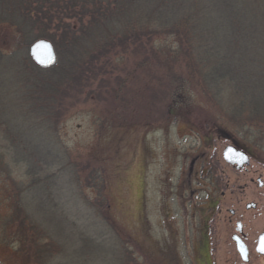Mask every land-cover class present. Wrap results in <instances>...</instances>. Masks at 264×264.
Returning <instances> with one entry per match:
<instances>
[{"label": "rangeland", "instance_id": "374dc122", "mask_svg": "<svg viewBox=\"0 0 264 264\" xmlns=\"http://www.w3.org/2000/svg\"><path fill=\"white\" fill-rule=\"evenodd\" d=\"M1 31L6 38L16 35L10 26H3ZM27 52L29 48L23 51L24 55ZM4 77L11 79V72ZM13 93L18 98L16 88ZM14 99L17 100L6 97L3 110L6 108L7 112L1 114L4 120L12 116L13 121L5 129L0 128L3 264L44 262L39 250L28 247L34 245L26 238V229L30 228L24 219L27 215L28 221L45 230V246L58 242L65 247L63 254L54 252L45 264H131L127 252L136 264H214L217 228L223 238L235 229L236 222H229L230 209L238 212L234 220L241 219L248 234L252 251L249 264H264V258L254 249L258 234L264 232V188L258 182L259 178L264 179V150L227 127L206 128V123L218 120L210 109L205 115L193 113L199 118L193 124L186 112L177 111L170 118L162 116L159 122L145 121L150 116L140 115L137 124L121 127L118 119L107 114L106 105L89 102L69 111L55 133L49 127L44 130L47 125L39 127L42 123L34 120L37 115L29 114L31 119L22 121L27 116L25 105L18 107ZM196 103L209 108L200 95L196 96ZM103 116L108 122L105 128L96 125ZM10 136H14L16 143ZM231 144L251 155V163L243 169L236 170L223 158V151ZM36 148L53 151L45 163L50 168L48 175L56 167L54 157L58 154L65 165L56 176L49 177L47 185L52 190L42 183L46 175L37 170V165L35 178H30L29 165L25 164L28 161L12 160L15 150L27 153ZM86 165L97 167L104 181V205L89 185L90 180L84 181L83 175L78 178L76 174V169L83 170ZM87 172L82 174L87 177ZM217 200L221 203L218 227L211 219ZM92 202L99 206L101 216L108 211L119 226L114 228L120 238L97 215L98 207ZM250 203H256V208L247 210ZM232 255L230 264L240 262Z\"/></svg>", "mask_w": 264, "mask_h": 264}, {"label": "trees", "instance_id": "16d2710c", "mask_svg": "<svg viewBox=\"0 0 264 264\" xmlns=\"http://www.w3.org/2000/svg\"><path fill=\"white\" fill-rule=\"evenodd\" d=\"M3 26L15 29L16 35L3 36ZM39 39L50 40L58 54L50 68H41L23 53ZM8 72L11 79L4 77ZM12 88L19 91L18 98ZM197 95L209 108L196 103ZM6 97L16 98L18 107L25 105L22 121L37 115L39 127L47 125L44 130L55 133L69 111L89 102L106 105L121 127L137 124L140 115L159 122L177 111L186 112L193 124L199 120L193 113L205 115L210 109L218 120L206 128L227 127L264 150V0H0L2 129L13 121L1 115L7 112ZM107 123L103 116L96 125L105 128ZM52 152L17 149L12 160L28 161L30 178H35L37 165L46 175L42 183L52 190L49 179L65 167L55 154L56 167L48 175L45 163ZM85 167L76 174L90 180L104 205L99 170ZM97 207V215L116 231L119 226L108 211L101 216ZM24 219L30 227L26 238L34 245L28 247L39 250L43 264L54 252L63 254L64 245L45 246L42 226L28 221L29 215Z\"/></svg>", "mask_w": 264, "mask_h": 264}, {"label": "water", "instance_id": "95a60500", "mask_svg": "<svg viewBox=\"0 0 264 264\" xmlns=\"http://www.w3.org/2000/svg\"><path fill=\"white\" fill-rule=\"evenodd\" d=\"M29 55L35 64L41 68H50L58 61L56 49L53 43L48 39H39L32 43L29 47ZM223 158L227 163L235 166L237 169H241L251 163L250 155L243 149L238 148L236 145H228L223 151ZM255 206L256 205L254 203H251L248 205V208ZM242 229V223L239 222L237 230L242 232ZM234 240L236 242L237 250L242 258L241 264H246L250 259L248 246L238 235L234 236ZM262 249H264V233L259 236L257 244L258 253L264 255V251H262Z\"/></svg>", "mask_w": 264, "mask_h": 264}, {"label": "flooded vegetation", "instance_id": "af4514ba", "mask_svg": "<svg viewBox=\"0 0 264 264\" xmlns=\"http://www.w3.org/2000/svg\"><path fill=\"white\" fill-rule=\"evenodd\" d=\"M258 182H259V187L260 188H264V179L262 177L258 179ZM220 206H221L220 200H217L215 202V206H213V207H215L214 208V213L211 215V219H214V222H216V227H218L219 223L221 222L220 218H218ZM256 206H255V208H256ZM255 208H250V209H247V210H251V209H255ZM237 213L238 212H236V210H234V209H230L229 210V214H230L229 222H230L231 225H233L234 221L236 222L235 223V227H234L235 229L231 230L228 235L224 236V238H223V234L222 233L220 234V229L217 228V232H216L217 233V239L214 242L213 253H212V259H213V263L214 264H219L220 260H225V262H227V263L230 262L231 263L230 259L233 256L232 253H234L235 257L238 260H240V262H238L237 264H241V262H242L241 256H240V253L237 250L236 242L234 240V236L236 234L240 235V237H242V239L244 240V242L248 246V249H249V252H250V255H249L250 256V260H249V262H247V264H249L251 259H252V253H251L252 251H251V248H250V246L248 244V241H247L248 234L245 233L244 224H243L242 232L239 233L237 231L238 222H241V219L234 220L235 217H237ZM215 215H217L216 218H214ZM218 230H219V234H218ZM261 233L258 234L257 239L254 242L255 243L254 249H255V253L259 257L264 258V256L259 254L258 251H257L258 238H259ZM227 236H229L230 239H227ZM229 242H231L232 244H230Z\"/></svg>", "mask_w": 264, "mask_h": 264}, {"label": "bare ground", "instance_id": "6f19581e", "mask_svg": "<svg viewBox=\"0 0 264 264\" xmlns=\"http://www.w3.org/2000/svg\"><path fill=\"white\" fill-rule=\"evenodd\" d=\"M140 172H138V177H137V181H140Z\"/></svg>", "mask_w": 264, "mask_h": 264}, {"label": "snow or ice", "instance_id": "6c2138e0", "mask_svg": "<svg viewBox=\"0 0 264 264\" xmlns=\"http://www.w3.org/2000/svg\"><path fill=\"white\" fill-rule=\"evenodd\" d=\"M262 251H264V249H262Z\"/></svg>", "mask_w": 264, "mask_h": 264}]
</instances>
